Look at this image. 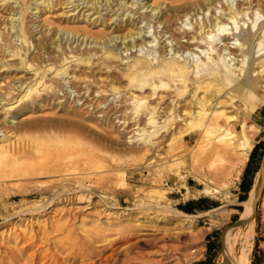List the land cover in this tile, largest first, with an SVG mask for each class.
<instances>
[{"label": "bare ground", "instance_id": "obj_1", "mask_svg": "<svg viewBox=\"0 0 264 264\" xmlns=\"http://www.w3.org/2000/svg\"><path fill=\"white\" fill-rule=\"evenodd\" d=\"M78 1L86 3L85 6H89L88 10L93 9V13L98 14L93 19H90L89 14L82 16L89 24L98 22V25L106 28L114 27V30L125 24L133 29L121 35L96 37L85 29L80 31L66 26H54L53 20L48 18L45 21L48 32L51 33L49 32L46 37L47 32L44 28V36L35 38L34 23L28 24L27 19L28 16H32L29 15L32 12L29 10L32 3H35L32 8L36 9L34 15L40 18L47 12H52L57 4L65 5L67 10H63L62 13L67 14L71 10L70 7L74 6L72 9L79 7ZM141 1L0 0V158L2 159L0 163L2 168L7 169L5 173L1 172L2 168L0 169V183L3 184L7 179L26 180L25 184H33H31L33 191L43 193L52 190L51 196L49 195L50 197L48 196L49 198L42 204L47 205L46 207L62 199L63 190L58 189V184H62L63 188L66 184L70 186L72 184L70 191L68 187L66 188L69 196L65 199L73 200L74 192L88 189L91 195L80 194L78 201H85L84 198L88 197L90 204L93 191L88 182V179L92 180L89 175L94 171L101 172L105 167L107 169L108 165L106 166L99 152H94L96 147L93 144L96 142L92 144L87 138L86 122L107 121V116L103 117L104 110H99L105 100L98 101V99L108 91L113 92L114 95L120 93L121 86L117 83L119 80H125L124 91L128 96L123 101H126L127 105L123 104L111 109L109 107L105 115L113 109V114L119 111L127 113V109L131 110L130 116H119L118 119L120 125L124 126L123 129L133 127L123 131L130 139L128 142L139 141L142 144L141 152L145 155L150 151L157 153V148L164 139L172 147L176 141H187L185 136L196 135L193 141L187 143H189L188 155L194 163L189 167L190 172L195 179L204 184L202 188H198V192L213 197L227 195L229 184L239 176L259 131L258 126L253 124L250 126L254 129L246 128L243 115L250 116L259 106H264V92H261L260 84V79L264 77V51H262L264 24L260 26L258 17L254 16L256 14L260 16V10L264 11V0ZM16 2L19 5L14 6ZM125 6L128 8L124 9ZM132 6H135L134 14L138 13L136 18L133 14V16L129 15ZM119 9L122 10L117 12ZM18 12L20 16L16 18L15 14ZM26 13L28 16H25ZM250 13L253 17H247ZM153 17L156 18L155 21L153 20L154 30L152 34H147L150 30L145 23L144 26L140 23L145 20L147 24L153 22L151 19ZM193 17L195 23L187 21L189 18L192 20ZM246 19H250V22L248 23ZM161 24V30L157 31ZM60 31L67 36L82 34L83 37L74 47L71 46L72 42L69 43L71 48L68 49L66 42H62L63 35H59ZM165 33L169 34L170 42H165L161 46L165 39L161 43L160 39ZM78 40L79 37L75 39L77 43ZM229 40H232L231 45ZM83 42L84 47L81 46ZM155 43L158 44L157 48ZM33 45L39 51H31ZM143 46H146V49ZM237 51L240 53L235 54ZM235 59L236 62H231ZM92 65L110 71L104 79H98L99 83L104 82V85L91 89L90 94L96 92L98 98L91 102L84 100L82 104L87 106L82 109L67 101L51 103L52 98H58V92L62 90L61 79L65 80L71 75L74 84L79 80L86 82L92 74H87L84 67L90 68ZM13 71H16L14 75L18 71L31 72L32 75L11 76ZM88 89L89 87L86 91ZM83 96L84 94L80 98ZM238 100L243 101L244 107L241 103L243 110L233 105ZM165 102L167 105H164ZM48 104L58 108L65 117L41 115L42 117L19 119L21 116L41 111L43 109L41 107ZM231 105L241 113L239 114L238 111L229 113L226 109ZM90 106L92 108L88 109ZM95 109L99 111L96 116L92 115ZM111 124L115 125L113 122ZM237 125L240 127L238 128ZM132 131L133 133L130 134ZM123 132L117 131L119 134ZM167 132L171 133L169 138L166 136ZM73 154L78 159L75 157L72 159ZM227 156L233 157L228 159ZM113 157L112 159H115ZM179 159L180 157L174 158L172 161L175 162L165 165L163 169L183 177L179 169L180 163L177 162ZM195 160L202 162L199 167L194 166ZM151 161L153 160L149 162ZM153 165L157 167V164ZM96 184H99V181H96ZM107 185L111 186L110 183ZM182 187L186 189V193H189L190 190L185 183ZM260 188L261 179L258 177L248 197L238 202L243 207L239 219L246 222L229 225L223 231L222 248L225 235L230 232V240L222 250V255H225L224 264L251 263L250 253L255 234L253 203L258 197ZM32 189L25 187L23 190H18L23 195L22 200L35 195ZM99 194L106 205H113L107 200L108 193L104 189ZM261 201V206H264V195ZM221 207H214L198 214L178 209L172 215L175 220L192 222L193 219L210 215L211 211ZM41 208L42 206L27 208V214L37 213ZM21 212L16 211L12 217L20 216ZM238 244L240 248L237 251ZM80 247L87 246H77V243L71 240L65 248L72 252L80 250Z\"/></svg>", "mask_w": 264, "mask_h": 264}, {"label": "rangeland", "instance_id": "obj_2", "mask_svg": "<svg viewBox=\"0 0 264 264\" xmlns=\"http://www.w3.org/2000/svg\"><path fill=\"white\" fill-rule=\"evenodd\" d=\"M144 1L145 0H142L141 2ZM78 2L80 3L79 7L76 9H72L74 6L70 7L71 10L67 14L62 13L63 10H67V7L63 4H57L52 12H47L40 18L34 15L36 9L32 7L35 3H32L29 8V10L32 11L29 15L32 16L29 17L27 13L25 16H28V24L31 25L34 23L33 33L36 34L35 38L44 36V28L47 32L45 36L51 33V31H49L50 33L48 32L46 26L47 22L45 20L48 18L53 20L54 26H66L76 28L80 31L87 30L88 33L96 37L110 34L121 35L133 29V27H129L125 24H122L115 30L113 29L114 27L106 28L98 25V22L89 24L87 20H83L82 16L89 14L91 16L90 19H93L98 14L93 13V9L88 10L89 6H85L86 3H81V1ZM17 5H19L18 2L14 4V6ZM117 8L118 6H116L115 9ZM125 8H128V6H125L124 9ZM148 9L149 8H147V10ZM121 10L122 9H119L117 12ZM131 10L129 15H134L136 18L138 13L134 14L135 6H132ZM71 15L72 17H70ZM74 15L75 18L73 19ZM15 16L17 18L20 16V13L18 12ZM113 16L114 15H112V17ZM249 16L253 17V14L250 13L247 17ZM254 16L258 17L257 21L260 26L264 24V11L260 10V16L257 14ZM153 18H151L152 21H155L156 18ZM30 20L33 22L31 23ZM145 21L140 23V25L144 26L145 23V26L150 30L147 34H152L154 30V21L148 24ZM187 21L195 23V17H193L192 20L189 18ZM246 21L249 23L250 19H246ZM178 22H180V20ZM258 23L256 25H258ZM114 24L112 26H114ZM176 25L178 26V24ZM161 27L162 24L156 30L160 31ZM174 27L175 26H173V28ZM61 34L63 35L62 42H66V47L68 49L71 48L69 43L72 42L71 46L74 47L76 44L80 43L83 37L81 36L82 34L80 36L71 34L67 36L66 33L60 31L59 35ZM72 36L75 37L72 38ZM78 37L79 40L77 43L75 39ZM163 39H165V41L161 43ZM88 40L90 41V38H88ZM117 42H119V39ZM165 42H170L168 33H165L160 39L161 46L164 45ZM231 42L232 40H229L230 45ZM81 46H85L84 42ZM81 46L80 48H82ZM157 46L158 44L155 43L156 48ZM143 47L145 48L146 46ZM148 48L149 47H147V49ZM61 49L62 47L59 48V50ZM134 49L135 48H133V50ZM31 51L37 52L39 49L33 45ZM128 52H130V50ZM238 53L240 52H235V54ZM230 57H232V54ZM239 57L241 58V56ZM231 62H236V59L231 60ZM84 68L87 74H92L93 76H89V80L86 82H81L80 80L77 82L75 81V84L71 75H68L65 80L64 78L61 79L60 84L63 85L62 90H59V94L57 95L58 98H52L53 100H51V103L54 102L56 104L57 102L67 101L71 105H76L80 107L79 109H82L87 106V104H82L84 100H90L91 102L99 97L96 92L90 94L91 89L104 85L105 83H99L98 79H104L110 71L99 69L97 65L96 67L92 65L90 68L86 66ZM15 72L16 71H13L11 76L24 77L32 75L31 72L24 71H18L14 75ZM110 74H112V72ZM95 80H98V82ZM124 83L125 80H119L117 83V85L121 86L120 89L122 91L120 93L114 95L113 92L108 91L98 99V101L105 100V103L101 104L99 110H104L103 117L107 116V121L100 122L97 120L96 123L98 122V125H96L95 122H86L88 131L86 130L87 134H85L92 144L96 142V144H93V146L96 147L94 152H99L98 154L105 160L106 166L108 165L107 169H105V167L101 172L94 171L95 173L92 172L89 175L95 183L93 184L92 180L88 179L89 184H91L90 188H92L91 190L93 191L90 204L88 197L84 198L85 201H78L80 194H84L85 196L91 195L88 189H83L77 193L74 192L75 196L73 200L65 199L69 196V191L73 187L72 184L70 186L65 183L66 186H64V188L62 184H58V189L61 188L60 190H63L62 199H60L58 203L46 207L47 205L42 204L51 196L53 193L52 190H49V192L47 190V192L45 191L43 193L37 192V190L33 191V187H31L33 184H25L27 182L26 180L7 179L3 184L0 183V264H59V262L60 264H202L209 259L211 260L210 264H224L225 255H222V250L230 240V232L225 235L223 248L220 240L221 234L226 227L232 225L239 219L243 210V207L242 209L237 208L239 206V196L241 195L239 186L241 172L239 176L229 184V192L227 195L222 194V196L213 197L212 195L198 192V188H202L204 184L195 179L190 172L189 167L192 166L193 162L188 155L189 143L187 142L193 141L196 135L185 136L187 141H176L172 147L164 139L159 148H157V153L156 151L154 153L150 151L143 155L141 152L142 144L139 143V141L135 143H132V141L128 142L130 139L125 132H123L125 130L123 129L124 126L120 125V121H118L119 116H130L131 113L129 114V112L131 110L127 109L128 112L127 110L125 111L128 114L123 111L113 114V109V111L105 115L106 111L112 107H119L123 104L127 105L126 101H123L128 96V93L124 91ZM260 84L261 92H264V77L260 79ZM87 87H89L88 91H86ZM82 94H84V96L80 98ZM106 95L108 96L106 97ZM92 97L93 99H91ZM166 103L167 102H165L164 105H167ZM241 103L244 107V103L241 100L235 101L233 105H236L237 108L240 109L242 107ZM233 105H231L232 107L229 106L226 110H229V113L238 111L240 114V110L243 107L238 110L236 107L233 108ZM41 108H43L41 111L21 116L19 119L22 117L28 119L37 116L44 117V115L45 117L54 116L55 118L65 117L58 108H53L52 104L45 105ZM91 108L92 106L88 109ZM255 112L264 114V106H259L250 116L245 117L243 115L244 118H242L246 120H243L244 125L250 130L254 129L250 124L258 126L259 131L255 137L256 139L257 137L264 138V122L260 123L254 120L253 116ZM98 113L99 111L95 109V113L92 115L96 116ZM108 117L111 118L110 121H108ZM112 122L115 124L114 126L111 124ZM237 127L239 128L240 126L237 125ZM131 128L133 127H126V130ZM118 130H122L123 133H117ZM172 131L174 132V130ZM172 131L171 133H173ZM132 133L133 131L130 134ZM171 133L167 132L166 136L169 138ZM97 145H99V147ZM182 147L183 149H181ZM98 149L100 151H98ZM101 152H104V154ZM96 156L97 154L94 155V157ZM175 156L178 158L180 157L177 162L180 163L179 169L183 177L176 176L163 169L165 165L175 162L172 161L176 158ZM74 157L78 159L75 155L72 159H74ZM112 157L116 160L112 159ZM232 157L233 156H227L228 159H232ZM71 158L68 159L70 160ZM1 160L0 158V161ZM150 160L153 161L149 162ZM194 162L195 167H199L202 163L200 160H195ZM153 164H157V167ZM1 168L2 164L0 169ZM1 172L5 173L7 169L2 168ZM258 177L261 179L259 171L256 178L253 179L251 186H253ZM95 180L99 181V184H96ZM109 183L111 186L107 185ZM183 183L188 186L190 190L189 193H186V189L182 187ZM25 187L32 189L35 195L26 200H22L23 195L21 192H18V190H23ZM102 189L108 193L107 200L113 205H106L104 201L100 199L99 193H101ZM198 197H205L218 203V206L222 207L218 210L211 211L210 215L197 217L193 219L192 222L175 220L172 214L180 209L179 207L187 200L196 199ZM261 203L262 201L259 200L256 214L253 212L255 219V234L250 258L255 260V264H264V238H262L264 236H260L261 233L264 234V206H261ZM41 206V210L37 213L28 212L29 214H27V208ZM18 210L19 212L22 211L21 215L12 217ZM99 233L100 235H98ZM211 236L214 237L217 247L214 251L207 254L206 246L208 240H211ZM71 240L75 241L77 246H87V249L85 247H80V250L69 252V249L65 247L69 245ZM239 248L240 244L237 246V251ZM208 255L211 256L208 257Z\"/></svg>", "mask_w": 264, "mask_h": 264}, {"label": "crops", "instance_id": "obj_3", "mask_svg": "<svg viewBox=\"0 0 264 264\" xmlns=\"http://www.w3.org/2000/svg\"><path fill=\"white\" fill-rule=\"evenodd\" d=\"M253 117H254V120L256 122H260V123L264 122V114H261L260 112H255ZM261 141H264V138L257 137V139H256V137H255V142H254L253 148H254V146L258 145ZM253 148L248 155V159H247L246 163L244 164V166L241 169V180L239 181V186L243 180H245L246 182L250 181V183L252 185L253 179L256 178V175H257L258 171L260 170V167L262 164V157H264V146L258 145L254 152H253ZM240 189H241V186H240ZM240 192H241V194L243 193L242 189ZM202 198H205V197H198L196 199H190V200H187L186 202H184L183 204H186L187 202L191 201L192 203L189 204V207L193 208V210L195 211L194 213H199V212H202L205 210H209V209H212V208L217 207L219 205L218 203L211 201L209 199H207L206 202H204V201L202 202L201 201ZM204 205H209V206L210 205H217V206H211L209 208H200V207H203ZM260 236H264V234L261 233ZM221 237H222V234H221ZM221 237H220V240H221ZM262 238H264V237H262ZM221 244H222V241H221ZM216 247H217V245H215L214 237L211 236V240H208V244L206 246L207 254L211 251H214L216 249ZM209 256H211V255H208V257ZM210 261L211 260L209 259L206 262H203L202 264H210ZM250 264H255V260L251 259Z\"/></svg>", "mask_w": 264, "mask_h": 264}, {"label": "trees", "instance_id": "obj_4", "mask_svg": "<svg viewBox=\"0 0 264 264\" xmlns=\"http://www.w3.org/2000/svg\"><path fill=\"white\" fill-rule=\"evenodd\" d=\"M258 145L264 146V141H261ZM258 145L254 146L253 152L256 150V148H257ZM240 186H241V189H242V192L243 193L239 196V199L240 200H244V199H246L248 197L247 194L249 193V191L251 189V183H250V181H247L246 182L245 180H243L241 182ZM201 201L202 202L203 201L206 202L207 201V198H202ZM191 203L192 202L189 201L186 204L181 205L179 208L182 209V210H184L185 212L194 213L195 211L193 210V208L189 207V204H191ZM211 206H217V205H210V206L209 205H204L203 207H200V208H209ZM237 208L242 209V207L240 205Z\"/></svg>", "mask_w": 264, "mask_h": 264}, {"label": "water", "instance_id": "obj_5", "mask_svg": "<svg viewBox=\"0 0 264 264\" xmlns=\"http://www.w3.org/2000/svg\"><path fill=\"white\" fill-rule=\"evenodd\" d=\"M260 171H261V188H260V191H259L257 199L253 203V211L255 213H256V210H257L258 202H259V200H261L262 195H264V157H262V164H261V167H260ZM245 222H246L245 220L238 219L233 224L234 225H239V224H244ZM222 237H223V232H222ZM222 237H221V241H222Z\"/></svg>", "mask_w": 264, "mask_h": 264}]
</instances>
